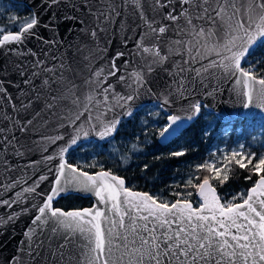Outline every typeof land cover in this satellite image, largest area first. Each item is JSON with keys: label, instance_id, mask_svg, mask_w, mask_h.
<instances>
[{"label": "water", "instance_id": "95a60500", "mask_svg": "<svg viewBox=\"0 0 264 264\" xmlns=\"http://www.w3.org/2000/svg\"><path fill=\"white\" fill-rule=\"evenodd\" d=\"M34 22L0 39V264H264V177L225 208L210 180L170 205L66 163L145 106L166 145L198 117L264 120V0H10ZM77 195L90 207L53 202Z\"/></svg>", "mask_w": 264, "mask_h": 264}, {"label": "trees", "instance_id": "16d2710c", "mask_svg": "<svg viewBox=\"0 0 264 264\" xmlns=\"http://www.w3.org/2000/svg\"><path fill=\"white\" fill-rule=\"evenodd\" d=\"M33 11L26 5L10 0H0V39L8 33L20 30L34 22ZM244 72L264 80V44L258 46L242 65ZM167 116L159 105L145 106L129 120L121 121L115 136L106 143L87 142L68 153L66 162L88 173L108 171L124 178L132 190L147 192L161 203L172 204L175 201H190L194 207L200 205L196 190L200 183L210 180L226 208L242 203L249 189L259 177H264V162L260 172L249 165L240 167L231 164L226 180H215L203 162L210 156L213 144L222 133L231 127L235 130L244 125L259 123L264 128V120L248 118L220 122L213 113L200 105L197 119L176 139L161 145L158 138L166 125ZM102 148V149H101ZM76 153L93 166L77 164ZM92 159V160H91ZM94 159V161H93ZM101 165L102 167H97ZM195 165H200L195 168ZM197 176L195 186H187L182 179L188 172ZM179 180L175 185L174 181ZM191 190V191H189ZM92 200L77 195L61 197L53 202L54 208L63 210L90 207Z\"/></svg>", "mask_w": 264, "mask_h": 264}, {"label": "rangeland", "instance_id": "374dc122", "mask_svg": "<svg viewBox=\"0 0 264 264\" xmlns=\"http://www.w3.org/2000/svg\"><path fill=\"white\" fill-rule=\"evenodd\" d=\"M86 147L89 146L85 144L82 149ZM76 159L77 164L83 166L82 158L78 153H76ZM263 162L264 128L259 123H252L235 130L227 127L220 139L213 144L210 156L203 162V165L215 180H226L232 163L242 168L251 165L258 173ZM97 167L101 168L102 166L98 165ZM194 167L199 168L200 165ZM197 179V174L192 171L186 174L182 182L187 186H195ZM178 182L179 180H176L174 184L176 185ZM154 198L158 200L157 197ZM163 204L168 205V203Z\"/></svg>", "mask_w": 264, "mask_h": 264}, {"label": "built area", "instance_id": "2783aa9c", "mask_svg": "<svg viewBox=\"0 0 264 264\" xmlns=\"http://www.w3.org/2000/svg\"><path fill=\"white\" fill-rule=\"evenodd\" d=\"M91 160H92V159H91ZM82 163H83V164H85V165H87V164H88V163H87L86 161H84V160L82 161ZM88 166H93V163H92V162H90V165L88 164Z\"/></svg>", "mask_w": 264, "mask_h": 264}, {"label": "flooded vegetation", "instance_id": "af4514ba", "mask_svg": "<svg viewBox=\"0 0 264 264\" xmlns=\"http://www.w3.org/2000/svg\"><path fill=\"white\" fill-rule=\"evenodd\" d=\"M189 191H191V190H189Z\"/></svg>", "mask_w": 264, "mask_h": 264}]
</instances>
